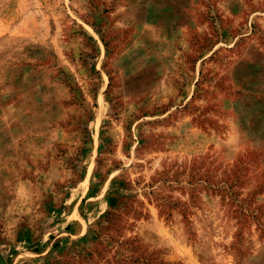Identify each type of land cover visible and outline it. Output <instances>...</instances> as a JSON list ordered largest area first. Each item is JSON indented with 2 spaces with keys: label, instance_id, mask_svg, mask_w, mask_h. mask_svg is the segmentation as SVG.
Listing matches in <instances>:
<instances>
[{
  "label": "rangeland",
  "instance_id": "1",
  "mask_svg": "<svg viewBox=\"0 0 264 264\" xmlns=\"http://www.w3.org/2000/svg\"><path fill=\"white\" fill-rule=\"evenodd\" d=\"M0 264H264V0H0Z\"/></svg>",
  "mask_w": 264,
  "mask_h": 264
}]
</instances>
